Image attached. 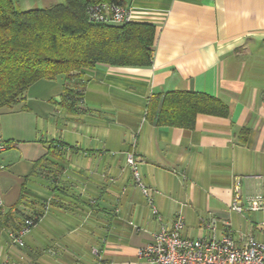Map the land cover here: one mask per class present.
I'll return each mask as SVG.
<instances>
[{
    "label": "crops",
    "instance_id": "0c3cea01",
    "mask_svg": "<svg viewBox=\"0 0 264 264\" xmlns=\"http://www.w3.org/2000/svg\"><path fill=\"white\" fill-rule=\"evenodd\" d=\"M121 5L135 11L134 22L156 28L151 66L85 70L76 112L61 104L65 81L58 77L36 82L0 114V139L9 143L0 154L9 229L21 216L41 215L29 234L37 228L35 244L52 257L38 264H147L140 250L178 217L187 238L209 235L201 223L215 220L217 237L231 230L237 239L264 241V212L230 210L237 178L245 205L264 196V0ZM172 91L211 95L229 115L198 114L193 129L149 122L150 97ZM51 145L57 155L48 156Z\"/></svg>",
    "mask_w": 264,
    "mask_h": 264
},
{
    "label": "trees",
    "instance_id": "16d2710c",
    "mask_svg": "<svg viewBox=\"0 0 264 264\" xmlns=\"http://www.w3.org/2000/svg\"><path fill=\"white\" fill-rule=\"evenodd\" d=\"M19 1L0 0V114L11 111L36 82L58 77L65 81L61 104L76 112L83 104L85 70L98 65H152L154 25L95 23L88 18L90 6L121 5V0H63L27 11L16 8ZM198 114L227 117L229 108L211 95L185 91L153 94L146 108V119L156 126L193 129ZM56 149L51 145L48 156L57 155ZM43 162L48 167L53 164L47 157ZM33 216L37 224L41 215ZM10 218L8 212L0 229Z\"/></svg>",
    "mask_w": 264,
    "mask_h": 264
},
{
    "label": "built area",
    "instance_id": "2783aa9c",
    "mask_svg": "<svg viewBox=\"0 0 264 264\" xmlns=\"http://www.w3.org/2000/svg\"><path fill=\"white\" fill-rule=\"evenodd\" d=\"M88 18L95 23L127 24L135 21V11L116 3H98L88 8ZM83 105V104H82ZM9 147L7 142L0 139V154ZM133 177L142 191L148 195V189L141 182L138 162L133 152L126 155ZM4 166L0 164V171ZM242 181L236 179L234 193L230 204V210L239 214L248 212H264V196L254 194L247 197V204L241 193ZM49 203L46 204V207ZM154 213L157 214L155 208ZM7 208L0 193V224L7 216ZM36 217L26 218L18 229L8 230L9 237L14 245L24 246V237L36 226ZM40 219V218H39ZM160 220V218H159ZM202 227H206L210 234L201 238L192 239L182 235L185 223L182 217H178L171 228L161 226L153 235L150 244L140 250L139 256L147 261V264H264V241H259L253 236H243L237 239L231 230L217 237V222L212 220L209 224L202 221ZM93 253L100 255L98 249ZM0 264H20L9 257L0 259ZM100 264V263H94Z\"/></svg>",
    "mask_w": 264,
    "mask_h": 264
},
{
    "label": "rangeland",
    "instance_id": "374dc122",
    "mask_svg": "<svg viewBox=\"0 0 264 264\" xmlns=\"http://www.w3.org/2000/svg\"><path fill=\"white\" fill-rule=\"evenodd\" d=\"M62 2L63 0H21L16 3V8L21 11H27L32 9H45L60 4ZM22 218L23 217L21 216V220H17L15 222L20 223L22 221ZM7 228H4L3 231H6L3 232L2 240L0 241V258L9 257L11 259L13 258L14 261L20 260L22 263H20V261H16L20 264H38L37 260L52 257L51 254H48V252H46L48 250L47 247H44L43 245L38 243L35 244L33 238H36V233L38 231L37 228L33 230L32 234H29L24 237L23 247L14 245L12 243V240L7 232L8 230L12 229H9V226Z\"/></svg>",
    "mask_w": 264,
    "mask_h": 264
}]
</instances>
